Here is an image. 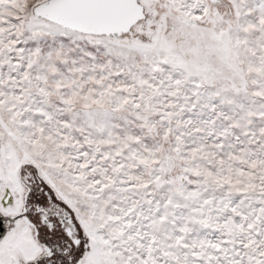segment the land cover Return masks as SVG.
Listing matches in <instances>:
<instances>
[{
	"label": "snow or ice",
	"instance_id": "snow-or-ice-1",
	"mask_svg": "<svg viewBox=\"0 0 264 264\" xmlns=\"http://www.w3.org/2000/svg\"><path fill=\"white\" fill-rule=\"evenodd\" d=\"M0 264H264V0H0Z\"/></svg>",
	"mask_w": 264,
	"mask_h": 264
}]
</instances>
